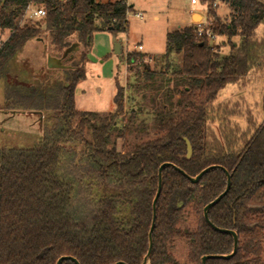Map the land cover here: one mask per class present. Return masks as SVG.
I'll use <instances>...</instances> for the list:
<instances>
[{"label": "trees", "instance_id": "obj_1", "mask_svg": "<svg viewBox=\"0 0 264 264\" xmlns=\"http://www.w3.org/2000/svg\"><path fill=\"white\" fill-rule=\"evenodd\" d=\"M222 1L228 5L226 19L211 12L210 28L226 37L227 53L198 36L194 23L166 33L161 60L123 52L121 63L137 67L136 83L127 87L150 89L141 98L152 107L134 96L127 111L128 89L116 80L115 109L100 113L79 110L76 89L87 77L85 58L95 33L128 32L133 7L127 0H0V31L11 33L0 45L5 109L47 119L32 147L0 148V264H57L62 256L80 264H143L165 162L190 176L217 167L198 183L172 166L163 170L149 264H180L172 253L179 238L186 239L198 264L204 255L233 252V236L213 229L203 216L204 207L227 187L222 167L232 175L231 188L209 217L237 232L238 250L207 264H264V119L242 145L244 134L210 128L219 92L262 63L264 37H258V29L264 27V0ZM32 3L46 14L22 23ZM33 39L63 53V62L74 60L62 70L64 79L33 85L7 75L8 63ZM73 41L79 50L70 49ZM148 56L154 66L146 62ZM150 128L157 131L154 138L127 141ZM116 134L125 140L121 149ZM185 138L192 146L190 157ZM190 209L200 218L195 231L180 227Z\"/></svg>", "mask_w": 264, "mask_h": 264}, {"label": "rangeland", "instance_id": "obj_2", "mask_svg": "<svg viewBox=\"0 0 264 264\" xmlns=\"http://www.w3.org/2000/svg\"><path fill=\"white\" fill-rule=\"evenodd\" d=\"M100 2L114 0H98ZM135 3L136 11L142 13L143 18L135 16V11H131L129 16L128 33L120 32L117 37L122 39L124 56L128 52L137 51V46L143 44L145 51L154 59L161 60L166 50V33L175 30L179 25L186 26L191 22L190 12L192 11L194 24L201 21L214 20L211 12H215L217 17L225 20L228 14V5L222 0H217L218 5H214L215 0H199L200 4L192 5L191 0H130ZM208 6V10L205 6ZM203 14L205 19H203ZM158 16L159 19H155ZM22 23L35 20L27 13L22 19ZM182 20H184L182 22ZM258 37H264V27L258 29ZM92 46L86 53L87 77L81 81L76 89V106L81 111H95L100 113H110L115 109L114 97L116 94V80L123 86L129 83H136V66L121 63V59L114 53L113 33L109 31L97 32L94 35ZM34 40V39H33ZM36 40V39H35ZM220 46L223 53L229 51L226 37H216L214 40ZM2 43L0 42V45ZM78 46L73 41L71 50ZM142 51V52H145ZM63 53L47 49L46 42L32 41L23 48L17 56L8 63L7 75L33 85H43L46 82L55 83L64 79L65 74L62 69L49 68L48 57L63 58ZM89 57V58H88ZM78 64L81 59L77 57ZM176 62H181V57H175ZM75 60V61H76ZM66 65L75 63L74 60H66ZM155 64V60L150 61ZM142 84L144 81L141 82ZM5 79L0 81V148L3 147H32L42 136L43 127L47 122L46 117L36 113H11L5 109ZM126 109L129 111L132 97H136L141 102L144 101L147 108L149 104L141 98L142 93H151L150 89L137 91L135 87H127ZM214 116L215 122L210 124L212 133L219 130L228 133L235 132V136L243 135L240 145L255 130L264 119V58L259 66H255L245 77L236 83L230 84L219 92L215 102ZM146 110V109H145ZM128 115V112H127ZM151 122V121H150ZM157 131L149 129V133L130 134L127 138L129 143L154 138ZM118 148L121 149L124 139L114 135ZM199 214L194 210L185 213L184 220L180 223L182 229L195 231L199 225ZM172 253L180 264H198L191 256L189 244L184 238H179L174 242ZM264 258V254H263Z\"/></svg>", "mask_w": 264, "mask_h": 264}, {"label": "water", "instance_id": "obj_3", "mask_svg": "<svg viewBox=\"0 0 264 264\" xmlns=\"http://www.w3.org/2000/svg\"><path fill=\"white\" fill-rule=\"evenodd\" d=\"M113 44H114V53L118 56L123 54L124 51V47H123V42L122 39L117 37V33H113ZM75 50H79V46H77L75 48ZM48 67L49 68H59V69H65L68 67V65H66V62H63V59L61 58H56L54 56H49L48 57ZM186 142H187V146H188V157L191 156L192 154V146L190 141L185 138ZM168 166H172L174 168H176L181 174H183L184 176H186L191 182L193 183H198L200 181V179L206 174L208 173L211 169L216 168L217 166L212 165L209 166L205 169H203L200 173H198L196 176H190L188 175L182 168L178 167L177 165L171 163V162H165L163 163L160 168H159V185H158V190L156 193V196L154 198L153 201V219H152V225L149 231V250L148 253L145 257V260L143 262V264H149V260H150V255L152 252V248H153V231L155 229V224H156V219H157V202L158 199L160 197L161 191H162V181H163V170L168 167ZM222 169L225 171L226 176H227V187L225 189V191L223 193H221L218 197H216L214 200H212L210 203H208L204 209H203V216L204 219L206 220V222L215 230L222 232V233H228L231 234L234 238V250L232 253L230 254H225V255H204L201 258V262L202 264H207L208 259H212V258H222V259H229L231 258L238 250V243H239V238H238V234L236 231L231 230V229H225V228H220L218 226H216L209 217V211L211 210V208H213L217 203H219L221 201V199L228 193V191L231 188V182H232V175L229 173V171L222 167ZM73 260L76 264H80V262L72 256H62L59 258V260L57 261V264H62V262L64 260ZM115 264H127L124 261H119L116 262Z\"/></svg>", "mask_w": 264, "mask_h": 264}, {"label": "built area", "instance_id": "obj_4", "mask_svg": "<svg viewBox=\"0 0 264 264\" xmlns=\"http://www.w3.org/2000/svg\"><path fill=\"white\" fill-rule=\"evenodd\" d=\"M207 2L209 3L210 0H207ZM214 5H218V1L215 0L214 2ZM128 4V3H127ZM191 4L192 5H198L200 4V1L199 0H191ZM205 9L208 10V6L206 5L205 6ZM29 14V16L31 18H41L43 16H45L46 12H45V9L44 7H39L37 6L36 4H30L27 8V11H26V14ZM130 13L131 12H128V19H129V16H130ZM135 16L138 17V18H143V15L142 13H135ZM203 19H205V15L203 14ZM213 24V20H208V19H205V21H201L199 24H197V27H198V36H207L208 38L212 39V40H215L217 35H215L213 33V31L211 30L210 26ZM137 51H144V46L142 44H139L137 46ZM124 52V51H123ZM146 62H150L152 61V58L151 57H146ZM125 64L128 66L129 64L127 62H125Z\"/></svg>", "mask_w": 264, "mask_h": 264}, {"label": "crops", "instance_id": "obj_5", "mask_svg": "<svg viewBox=\"0 0 264 264\" xmlns=\"http://www.w3.org/2000/svg\"><path fill=\"white\" fill-rule=\"evenodd\" d=\"M98 1V0H97ZM115 1V0H114ZM127 3H128V5H131L132 7H133V11H135V13H137V11H136V7H135V3H132L130 0H127ZM193 11V10H192ZM192 11L190 12V19H191V23L190 24H192L193 22H192V20H193V14H192ZM155 19H159V17L158 16H155ZM184 20H182V22H183ZM181 25H179L178 27H180ZM177 27V28H178ZM176 28V29H177ZM128 33V32H127ZM10 31H5V32H2V31H0V42L1 43H3L4 41H6L8 38H9V36H10ZM32 41H38V40H30V41H28L27 42V44L25 45V48H27L31 43H32ZM40 41V40H39ZM40 42H42V41H40ZM143 45V44H142ZM144 51H145V47H144ZM145 53H149L150 54V52H148V51H145ZM89 58V57H88ZM54 69V68H53ZM75 99H76V96H75Z\"/></svg>", "mask_w": 264, "mask_h": 264}]
</instances>
